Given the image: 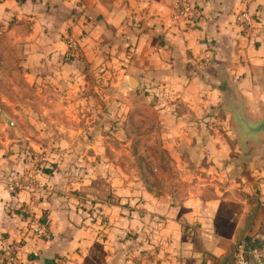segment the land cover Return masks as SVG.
Instances as JSON below:
<instances>
[{"label":"crops","instance_id":"0c3cea01","mask_svg":"<svg viewBox=\"0 0 264 264\" xmlns=\"http://www.w3.org/2000/svg\"><path fill=\"white\" fill-rule=\"evenodd\" d=\"M174 1L0 0V32L26 28L34 39L32 54L75 52L95 64L106 49L114 67L139 85H172L167 138L173 139L165 149L188 156L183 165L191 164L195 148L212 153L204 158L214 169L224 162L210 181L208 198L198 187L180 203L144 192L139 213L123 216L120 208L108 209L112 226L103 243L65 194L40 201L35 214L48 235L35 238L22 209L26 193L0 185V239L18 244L22 264H219L242 235L264 245V158L244 161L237 155L230 115L219 111L229 95L232 101L241 98L249 114L260 112L264 0H195L201 12L197 24L173 21ZM241 12L253 19L251 35L235 23ZM46 174L43 181L53 180ZM128 229L150 235L142 260L127 256L132 245L122 239ZM251 264L264 261L254 258Z\"/></svg>","mask_w":264,"mask_h":264},{"label":"rangeland","instance_id":"374dc122","mask_svg":"<svg viewBox=\"0 0 264 264\" xmlns=\"http://www.w3.org/2000/svg\"><path fill=\"white\" fill-rule=\"evenodd\" d=\"M235 23L251 35V15L238 13ZM9 28L0 32V173L17 184L16 191L26 193L25 217L27 206L35 213L40 201L65 194L103 243L112 226L108 209L120 208L123 216L139 213L144 192L173 203L197 187L201 195L211 196L210 181L224 162L214 169L204 158L212 153L195 148L191 164L183 165L188 156L164 147L173 139L167 138L172 137V85H139L138 79L114 67L106 49L95 64L75 52L32 54L34 39L27 29ZM129 77L137 81V89L127 86ZM261 147L250 145L237 155L244 161L264 158ZM232 158L237 157L229 162ZM45 173L53 180L43 181ZM149 236L126 231L122 240L132 245L126 250L129 259L147 257ZM246 238L238 237L219 264H234L236 246Z\"/></svg>","mask_w":264,"mask_h":264},{"label":"built area","instance_id":"2783aa9c","mask_svg":"<svg viewBox=\"0 0 264 264\" xmlns=\"http://www.w3.org/2000/svg\"><path fill=\"white\" fill-rule=\"evenodd\" d=\"M194 4V0H175L172 18L196 23L199 21L201 13L195 8ZM243 18L246 19V15ZM0 185L13 189L17 186L4 175H0ZM26 210L28 231L37 239L47 237L48 228L37 218L32 206H27ZM18 250L19 246L15 242H10L6 238L0 239V253L3 264H22L18 258ZM254 258L259 263L264 261V245L253 241H241L237 244L234 264H251V260Z\"/></svg>","mask_w":264,"mask_h":264},{"label":"water","instance_id":"95a60500","mask_svg":"<svg viewBox=\"0 0 264 264\" xmlns=\"http://www.w3.org/2000/svg\"><path fill=\"white\" fill-rule=\"evenodd\" d=\"M126 84L131 90L138 87L137 81L132 77L126 80ZM259 107V114L251 115L246 111L245 103L241 98L233 101L228 97L225 98L222 108L231 117V127L242 151L247 150L250 145L261 146L264 141V93ZM7 124L9 127L12 126L11 122Z\"/></svg>","mask_w":264,"mask_h":264},{"label":"trees","instance_id":"16d2710c","mask_svg":"<svg viewBox=\"0 0 264 264\" xmlns=\"http://www.w3.org/2000/svg\"><path fill=\"white\" fill-rule=\"evenodd\" d=\"M244 241H247V242H248V241H249V239H248V238H246Z\"/></svg>","mask_w":264,"mask_h":264}]
</instances>
